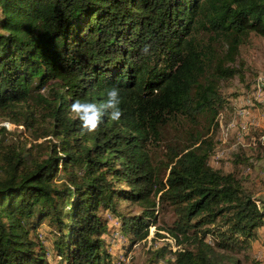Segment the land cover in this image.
Returning <instances> with one entry per match:
<instances>
[{"label": "trees", "instance_id": "trees-1", "mask_svg": "<svg viewBox=\"0 0 264 264\" xmlns=\"http://www.w3.org/2000/svg\"><path fill=\"white\" fill-rule=\"evenodd\" d=\"M250 33L264 37V0H0V117L47 138L37 157L0 140V264H111L104 212L137 242L164 210L180 246L157 230L152 263L240 264L264 201L209 165L207 134ZM113 86L120 120L82 131L69 105Z\"/></svg>", "mask_w": 264, "mask_h": 264}, {"label": "rangeland", "instance_id": "rangeland-1", "mask_svg": "<svg viewBox=\"0 0 264 264\" xmlns=\"http://www.w3.org/2000/svg\"><path fill=\"white\" fill-rule=\"evenodd\" d=\"M231 66L237 68L238 72L221 82V92L227 103L218 115L217 128L207 134L213 146L208 163L222 173H233L242 187L260 202L264 201V81L259 84L264 79V37L250 33L247 41L240 45ZM41 93L44 94L45 90H41ZM174 129L168 126L163 130L160 146L165 140L174 138ZM39 132L26 130L22 125L0 117V140L8 144L23 142L34 157L44 151V147L39 150V144L46 145L47 138L39 135ZM159 150H153L152 154L159 157ZM117 209L120 214L130 215L139 212L140 207L119 202ZM104 214L109 220L110 234L104 238L108 242L111 264H168L169 257L151 262L154 251L150 249L153 240L149 242V239L157 230L158 234L165 236H155L157 246L166 241L171 243L172 250L180 246L165 231L166 225L172 220L170 210L156 212L148 227V240L137 242H132L130 234L119 230L120 223L111 213L105 211ZM187 245L183 243L182 246ZM235 256L240 259V264H264V228L259 229L258 236L251 241L249 248ZM47 258L49 264H59L51 255Z\"/></svg>", "mask_w": 264, "mask_h": 264}, {"label": "clouds", "instance_id": "clouds-1", "mask_svg": "<svg viewBox=\"0 0 264 264\" xmlns=\"http://www.w3.org/2000/svg\"><path fill=\"white\" fill-rule=\"evenodd\" d=\"M144 51L147 52V46H145ZM120 105V90L113 86L107 90L106 98L102 103L97 104L75 99L69 105V111L73 119L80 122L82 131L92 133L100 126L101 120L105 115L111 121L118 122L123 115Z\"/></svg>", "mask_w": 264, "mask_h": 264}, {"label": "built area", "instance_id": "built-area-1", "mask_svg": "<svg viewBox=\"0 0 264 264\" xmlns=\"http://www.w3.org/2000/svg\"><path fill=\"white\" fill-rule=\"evenodd\" d=\"M263 81H264V79H261V80L259 81V84H262ZM110 219H111V217H110Z\"/></svg>", "mask_w": 264, "mask_h": 264}]
</instances>
